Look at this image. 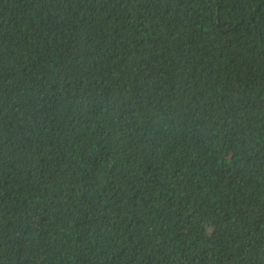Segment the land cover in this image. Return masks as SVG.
Returning <instances> with one entry per match:
<instances>
[{
  "label": "trees",
  "instance_id": "1",
  "mask_svg": "<svg viewBox=\"0 0 264 264\" xmlns=\"http://www.w3.org/2000/svg\"><path fill=\"white\" fill-rule=\"evenodd\" d=\"M0 264H264V0H0Z\"/></svg>",
  "mask_w": 264,
  "mask_h": 264
}]
</instances>
